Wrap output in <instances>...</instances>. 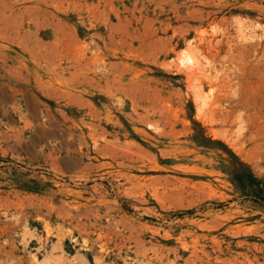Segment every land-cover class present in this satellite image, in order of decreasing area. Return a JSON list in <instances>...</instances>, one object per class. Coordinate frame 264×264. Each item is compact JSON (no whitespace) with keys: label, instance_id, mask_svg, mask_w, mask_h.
Listing matches in <instances>:
<instances>
[{"label":"rangeland","instance_id":"1","mask_svg":"<svg viewBox=\"0 0 264 264\" xmlns=\"http://www.w3.org/2000/svg\"><path fill=\"white\" fill-rule=\"evenodd\" d=\"M0 264H264V0H0Z\"/></svg>","mask_w":264,"mask_h":264},{"label":"crops","instance_id":"2","mask_svg":"<svg viewBox=\"0 0 264 264\" xmlns=\"http://www.w3.org/2000/svg\"><path fill=\"white\" fill-rule=\"evenodd\" d=\"M54 92L52 93V96H55L57 93H55V91L56 90H53ZM51 95V94H50ZM76 96H79L78 94H76ZM77 101L79 102V103H85V101H86V99H84V98H82V97H79L78 99H77Z\"/></svg>","mask_w":264,"mask_h":264}]
</instances>
